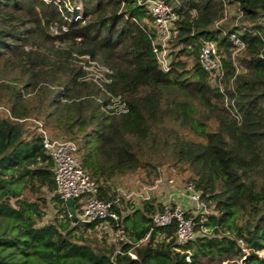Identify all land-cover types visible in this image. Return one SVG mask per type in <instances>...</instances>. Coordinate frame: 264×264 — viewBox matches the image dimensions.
<instances>
[{
    "label": "trees",
    "instance_id": "1",
    "mask_svg": "<svg viewBox=\"0 0 264 264\" xmlns=\"http://www.w3.org/2000/svg\"><path fill=\"white\" fill-rule=\"evenodd\" d=\"M162 1L179 14L169 71L140 0H0V264H264V0ZM226 4L243 15L225 17ZM233 34L246 45L237 65ZM204 39L223 55L218 82L200 66ZM39 123L78 145L127 239L105 242L99 222L73 221ZM164 166L189 171L207 208L189 214L199 235L180 247L174 225H153L164 204L147 198L129 214L112 187L141 172L153 185Z\"/></svg>",
    "mask_w": 264,
    "mask_h": 264
},
{
    "label": "built area",
    "instance_id": "2",
    "mask_svg": "<svg viewBox=\"0 0 264 264\" xmlns=\"http://www.w3.org/2000/svg\"><path fill=\"white\" fill-rule=\"evenodd\" d=\"M146 6L148 13L151 15L154 28L153 52L164 71H169L172 63L170 53V40L173 36V27L179 18V14L173 6L162 0H140ZM239 5V4H238ZM229 5L226 4L225 17L229 16ZM238 14L243 15V11L238 7ZM78 16L76 17V19ZM258 23L264 25V16L258 19ZM64 30L68 28L63 27ZM52 30L57 32V28ZM232 44V57L237 65L236 56L245 48V42L238 36L233 34L230 38ZM199 62L203 70H205L208 78L213 82L224 74L223 55L221 54L218 43L214 40L204 39L199 52ZM112 107L118 111H126V103L120 98L113 99ZM1 109V108H0ZM43 145L47 153L53 159L54 178L57 186L58 194L65 200L73 198L75 208L82 222H99L101 224L110 225L111 220H118L119 216L113 209L114 201H105L99 197V183L91 173L82 165L79 154L78 145L71 140H65L53 137L39 123ZM145 194L149 193L145 188ZM140 192L134 193V196L143 199L150 198ZM185 196L192 203V207L186 208L184 205L175 202L174 204H164L162 210H157L152 215L154 227L175 226V245L177 247L186 245L196 239L199 232L195 229L194 218L189 214H200L207 212L206 204L202 198L201 192L196 188L193 181H189L185 186ZM154 227L141 242H147ZM121 239H127L123 234V230L118 231ZM157 241V240H156ZM179 249V248H178ZM248 253L247 250H245ZM246 257V256H245ZM189 259V258H188Z\"/></svg>",
    "mask_w": 264,
    "mask_h": 264
},
{
    "label": "rangeland",
    "instance_id": "3",
    "mask_svg": "<svg viewBox=\"0 0 264 264\" xmlns=\"http://www.w3.org/2000/svg\"><path fill=\"white\" fill-rule=\"evenodd\" d=\"M228 13H229V17L232 16L238 17L239 16L238 6L235 4L229 6ZM238 32L242 33V30L239 29ZM173 44H174L173 42L170 43L171 51L175 49ZM175 50H177V48ZM86 68L90 72V75L94 74L98 78L103 76V72L106 70L105 67L101 65H97L94 62H89V65ZM214 80L217 81L216 78ZM0 114H2L1 110H0ZM161 171H162V178H158L153 185H149V183L147 182L148 180H150V178H143L144 172H141V174L134 173L131 175L118 178L117 181H119L118 182L119 189L116 188L117 186L115 185V183L114 184L112 183L113 190L117 192L118 195L117 197L123 199L122 205L125 206L127 209H130L131 207L135 208L138 206L142 207L144 199L139 196H134V193L137 192L141 193V191L145 190V188H148L149 193L145 194L144 191H142V194H144L145 196L147 195L150 198H153L154 200H156V202L158 199H160L163 200V202H166V204H174L175 202H177L183 205L182 203L184 202L183 198L185 197V186L190 180L189 171L180 170L177 168H173L171 166H164L161 168ZM126 202L128 204H126ZM54 214L55 211L53 205L51 204L49 206L48 215L46 216L45 220L47 221L51 219L54 216ZM109 226L110 225L108 224L99 223L97 228H95L96 229L95 233L99 235L101 240L105 242H109V243L119 242V240H121L119 233L114 231L113 228H109ZM91 232L93 233L91 235L94 236V230H90L89 233ZM258 253L260 256H264V248L261 249ZM244 259L245 256L240 260V264H244L243 262ZM223 264H226V262H224Z\"/></svg>",
    "mask_w": 264,
    "mask_h": 264
},
{
    "label": "crops",
    "instance_id": "4",
    "mask_svg": "<svg viewBox=\"0 0 264 264\" xmlns=\"http://www.w3.org/2000/svg\"><path fill=\"white\" fill-rule=\"evenodd\" d=\"M117 179H118V178H116V179L113 181V184L115 183V185L117 186L116 188L119 189V188H118V186H119L118 182H119V181H117ZM183 199H184V202H183L182 204H183L186 208H190V207H192V203L189 201L188 198H186V196H185ZM169 200H170V198H169ZM157 202L162 203V204H166V202H163V200H160V199H158ZM138 208L141 209V206H138ZM128 210H129V209H128ZM132 211H133V210H129V214H131ZM126 212H127V211H126ZM127 214H128V213H127ZM163 238H164V234H163V233H159L158 235H156V239H158L159 241H160L161 239H163Z\"/></svg>",
    "mask_w": 264,
    "mask_h": 264
},
{
    "label": "water",
    "instance_id": "5",
    "mask_svg": "<svg viewBox=\"0 0 264 264\" xmlns=\"http://www.w3.org/2000/svg\"><path fill=\"white\" fill-rule=\"evenodd\" d=\"M66 203L69 208L70 215L72 216L73 221L77 222L79 221V216L77 214V210L75 208V200L73 198H68L66 200Z\"/></svg>",
    "mask_w": 264,
    "mask_h": 264
}]
</instances>
